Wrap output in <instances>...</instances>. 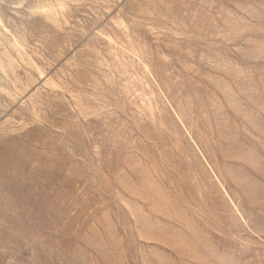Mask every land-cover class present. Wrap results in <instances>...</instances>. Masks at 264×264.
<instances>
[{
  "label": "rangeland",
  "instance_id": "rangeland-1",
  "mask_svg": "<svg viewBox=\"0 0 264 264\" xmlns=\"http://www.w3.org/2000/svg\"><path fill=\"white\" fill-rule=\"evenodd\" d=\"M0 264H264V0H0Z\"/></svg>",
  "mask_w": 264,
  "mask_h": 264
}]
</instances>
